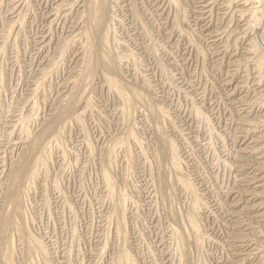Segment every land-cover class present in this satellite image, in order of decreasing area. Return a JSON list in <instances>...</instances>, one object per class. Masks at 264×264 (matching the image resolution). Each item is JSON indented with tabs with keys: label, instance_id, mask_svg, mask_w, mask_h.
<instances>
[{
	"label": "rangeland",
	"instance_id": "1",
	"mask_svg": "<svg viewBox=\"0 0 264 264\" xmlns=\"http://www.w3.org/2000/svg\"><path fill=\"white\" fill-rule=\"evenodd\" d=\"M96 2L0 0V264H264V0Z\"/></svg>",
	"mask_w": 264,
	"mask_h": 264
},
{
	"label": "bare ground",
	"instance_id": "2",
	"mask_svg": "<svg viewBox=\"0 0 264 264\" xmlns=\"http://www.w3.org/2000/svg\"><path fill=\"white\" fill-rule=\"evenodd\" d=\"M213 2V1H212ZM96 3H98L99 4V0H98V2H96ZM102 3V4H101ZM101 4V5H100ZM100 8H103L101 11H104V9L106 8L105 7V0H102V2H100ZM92 5V4H91ZM95 7H93V9H94ZM100 8H98V9H100ZM92 9V8H91ZM97 9V10H98ZM106 11V10H105ZM109 12V11H108ZM262 12V11H261ZM95 13V12H94ZM93 13V14H94ZM98 13L100 14V12L98 11ZM102 13V12H101ZM104 14V13H103ZM263 14H264V10H263V13L262 14H260L261 15V19H262V17H263ZM96 15V14H95ZM98 15V14H97ZM248 15V14H247ZM103 16H105V15H103ZM108 16V15H107ZM206 16V15H205ZM244 16V15H243ZM251 16V15H250ZM254 16V15H253ZM98 17V16H97ZM95 18V17H94ZM93 18V19H94ZM108 18V17H107ZM260 19V20H261ZM96 20V18L93 20V21H95ZM110 20V19H109ZM258 20V19H257ZM97 22V21H96ZM105 22V21H104ZM260 22V21H259ZM264 22V21H263ZM92 23V22H91ZM256 23V22H255ZM261 23V22H260ZM101 25V24H100ZM259 25V24H258ZM263 26V25H262ZM253 27V26H252ZM261 26H257L255 29H259ZM102 28V27H101ZM108 28V27H107ZM264 28V27H263ZM261 29V28H260ZM258 31H260V30H258ZM262 32H263V37H264V29H262ZM216 34V33H215ZM93 35V34H92ZM217 36V35H216ZM212 37V36H211ZM108 39V38H107ZM103 40V39H102ZM217 40V39H216ZM102 43V42H101ZM104 43V42H103ZM224 45V44H223ZM101 48V47H100ZM255 48V47H254ZM222 51V50H221ZM256 53V52H255ZM107 54V53H106ZM92 55V54H91ZM89 56H90V54H89ZM99 56V55H98ZM103 56V55H102ZM92 57V56H91ZM94 57V56H93ZM92 57V58H93ZM115 57V56H114ZM90 58V57H89ZM92 58H90V59H92ZM102 58V57H101ZM95 59V61L97 62V59L96 58H94ZM93 60V59H92ZM91 60V61H92ZM114 60V59H113ZM94 61V62H95ZM100 62V61H99ZM87 64H88V62H87ZM90 65V64H89ZM91 67V66H90ZM116 84V83H115ZM239 99V98H238ZM68 111H70V110H68ZM49 127V126H48ZM255 168V167H254ZM252 177V176H251ZM112 179V178H111ZM261 180V178H257L256 176H253L252 177V180H249L248 181V185H250L249 187H251V188H253V190H252V192L254 193V194H256L255 192L256 191H254L255 189H254V187H256L257 185H256V183L258 182V181H260ZM257 188H259V187H257ZM251 192V193H252ZM250 193V192H249ZM258 193V192H257ZM249 195V194H248ZM256 196V195H255ZM242 197V196H241ZM251 198V201H253V200H256V198L257 197H254L253 196V198L252 197H250ZM243 248V247H242Z\"/></svg>",
	"mask_w": 264,
	"mask_h": 264
}]
</instances>
